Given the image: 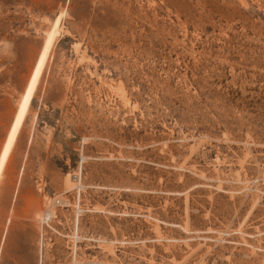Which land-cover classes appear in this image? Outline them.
<instances>
[{"label":"rangeland","instance_id":"obj_1","mask_svg":"<svg viewBox=\"0 0 264 264\" xmlns=\"http://www.w3.org/2000/svg\"><path fill=\"white\" fill-rule=\"evenodd\" d=\"M51 35L0 264H264V0H0V159Z\"/></svg>","mask_w":264,"mask_h":264},{"label":"bare ground","instance_id":"obj_2","mask_svg":"<svg viewBox=\"0 0 264 264\" xmlns=\"http://www.w3.org/2000/svg\"><path fill=\"white\" fill-rule=\"evenodd\" d=\"M57 26H58V23H57ZM53 38H54V36H52L50 38L49 43H47L48 46H47L45 52L42 54V58L40 59V62L38 64L37 68L35 69V72H34L33 77H32L31 84H30V86H29V88L27 90V94L25 96V99L23 100L21 111H20L19 115L17 116L14 129L12 130V133H11L10 138L8 140V144H6L7 146H6L4 152H3L2 156H1V159H0V176H1V173H2L4 167H5L6 163H7V160L9 158V154H10L11 149L13 147V144L15 142V138L17 136V133H18L20 127H21V124L23 123L25 112H26V110H27V108L29 106L30 100H31V98L33 96V93H34L35 89H36L38 80L40 78L42 69L44 67V63H45L46 58H47L46 56H47L48 50H49V48H50V46L52 44V41H53Z\"/></svg>","mask_w":264,"mask_h":264}]
</instances>
